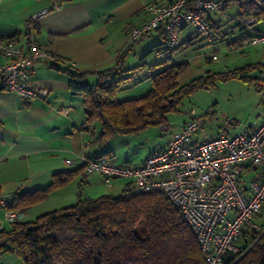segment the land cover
Instances as JSON below:
<instances>
[{"label": "crops", "instance_id": "obj_1", "mask_svg": "<svg viewBox=\"0 0 264 264\" xmlns=\"http://www.w3.org/2000/svg\"><path fill=\"white\" fill-rule=\"evenodd\" d=\"M221 1L226 6V0ZM171 2L68 0L60 8L52 9L40 18V29L34 34V39L40 46L50 50L54 59L38 62L31 70L30 82L35 87L48 88V96L26 99L0 85V200L5 202V205L0 204V230L11 228L12 223L6 219V211L19 194L45 188L54 180L56 173L81 165L77 163L73 167L67 166L66 159L78 161L82 155L91 158L105 152H110L112 157L113 150L109 145L119 134L102 144L99 141L100 123L96 121L91 128H86L88 123L83 98L71 92L68 72L83 73L89 83H94L97 73L113 66L119 54L128 47L132 28L150 18L148 6ZM51 6V0H1L0 35L28 52L27 22L33 14ZM208 17L212 24L217 23L220 31H223L219 18H215L212 12ZM258 30H264V25L255 21L250 26H243L235 42ZM148 36H156L154 38L158 39L142 47V51L141 44H138L134 48L135 54H143L150 47H154L150 51L156 53L165 47L161 44L166 41L161 29ZM194 39L191 27L182 29L181 45L191 44ZM242 49L245 50L243 53L255 56L256 61L251 63L258 66L254 83L259 91H264L258 82L264 72V46L249 45ZM132 58L136 59L129 53L125 59L126 69L131 67L128 65L133 62ZM6 60L0 54V64ZM62 108H69V113L62 112ZM191 116L192 112L183 124ZM263 119L264 112L256 121L248 122V129L244 132L253 131ZM235 122L239 120L235 119ZM121 138H125V135ZM166 143L158 150L165 147ZM85 173L74 176L68 184L48 192L46 198L21 207L24 216L20 221L33 220L45 212L74 204L79 193L83 197H97L103 194L116 196L125 191V178H116L112 186H108L99 173ZM0 264L25 263L15 253L6 252L0 253Z\"/></svg>", "mask_w": 264, "mask_h": 264}, {"label": "trees", "instance_id": "obj_2", "mask_svg": "<svg viewBox=\"0 0 264 264\" xmlns=\"http://www.w3.org/2000/svg\"><path fill=\"white\" fill-rule=\"evenodd\" d=\"M237 1L239 25L247 26L243 23L246 17L264 25V0ZM214 28L219 37L225 35L217 23H213ZM137 42L130 43L113 66L99 71L92 84L85 74L68 72L71 92L83 98L86 128L99 122L102 144L117 134H135L152 125L168 126V114L178 110L189 91L197 86L208 87L199 78L177 88V76L187 63L173 64L150 75L153 85L144 96L119 99L118 91L123 85L145 67L151 68L147 62L125 68V59ZM161 44L165 46L162 49L166 48V41ZM254 67L251 64L219 75L223 79L237 77L252 82L254 78L248 74ZM101 156L111 157L110 152L97 157ZM85 171L81 164L56 173L47 187L19 194L9 210L46 198L48 192L68 184L78 174L85 175ZM127 186L128 182L125 191L116 196L83 197L79 193L74 204L45 212L33 220L13 222L10 229L0 230V253L13 252L25 264H208L189 223L168 196L159 192L136 193ZM255 222L263 231L244 227L236 241L240 253H230L224 264H264V207Z\"/></svg>", "mask_w": 264, "mask_h": 264}, {"label": "built area", "instance_id": "obj_3", "mask_svg": "<svg viewBox=\"0 0 264 264\" xmlns=\"http://www.w3.org/2000/svg\"><path fill=\"white\" fill-rule=\"evenodd\" d=\"M65 1L68 0H51V7L43 8L28 20V52L0 35V54L7 59L0 64V85L4 89L26 99L48 96V88L31 84L30 73L38 62L54 59V54L40 46L34 34L40 29V18L60 8ZM222 8L221 0H172L169 4H151L148 6L150 18L132 28L129 42L163 29L167 45L157 52L160 59L172 57L180 48L181 31L185 27H191L196 37L216 42L219 36L208 14ZM254 21L253 17L243 19L247 26ZM249 45L264 46V30L242 37L232 48ZM258 82L264 87V72ZM62 112L69 113V108H62ZM203 124V115L192 110V116L179 131L172 133L165 147L152 152L138 165L117 164L108 156L89 158L85 155L78 161L66 159L65 163L70 167L83 164L86 172L102 175L108 186H112L116 178H125L132 192L165 194L186 218L207 263L224 264L237 247L236 241L244 227L260 230L255 217L264 207V119L251 132L223 133L194 141V134ZM162 128L169 129L168 126ZM0 204L5 205V202L0 200ZM23 216L20 209L6 211V219L11 223Z\"/></svg>", "mask_w": 264, "mask_h": 264}, {"label": "rangeland", "instance_id": "obj_4", "mask_svg": "<svg viewBox=\"0 0 264 264\" xmlns=\"http://www.w3.org/2000/svg\"><path fill=\"white\" fill-rule=\"evenodd\" d=\"M224 6V5H223ZM226 8L212 11L215 18H219L225 35H220L216 42H209L202 37H196L191 44L178 49L169 60H161L156 53L148 48L143 54L134 53V48L141 44L146 47L152 41L157 40L152 36L144 37L134 45L130 53L136 57L128 65L133 68L142 62H147L141 73L130 82L123 85L118 91L121 100L139 98L147 94L152 88L153 82L150 75L159 72L173 64H185L186 67L178 74L177 88L192 83L201 78L208 87L197 86L189 91L179 104L177 111L168 114V130L162 125H152L135 133L125 134L111 142L113 150L112 160L117 164H141L151 152L158 150L168 141L172 133L179 131L183 121L190 116L192 110L198 115H203L204 124L193 136L194 141H203L214 138L220 133L229 135L244 132L250 122L256 121L264 112V91H259L254 83L242 78L223 79L219 73L230 72L238 67H246L254 63L256 58L252 54L243 53V47L232 48L236 36L243 31V26L238 24V1L230 0ZM242 27V28H240ZM153 44V43H152ZM151 46V45H150ZM146 52V53H145ZM216 56V57H214ZM128 68V69H129ZM258 66L251 69L250 75L256 76ZM245 74V73H244ZM235 119L239 122L236 123ZM249 122V123H248ZM263 227H260L262 230ZM263 231V230H262ZM238 254V248H234V254Z\"/></svg>", "mask_w": 264, "mask_h": 264}]
</instances>
